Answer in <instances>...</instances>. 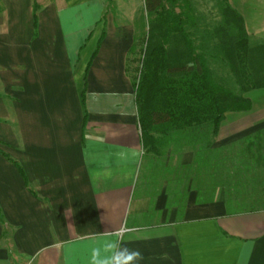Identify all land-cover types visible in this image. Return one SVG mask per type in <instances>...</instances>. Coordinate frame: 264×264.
I'll return each mask as SVG.
<instances>
[{
	"label": "crops",
	"instance_id": "crops-1",
	"mask_svg": "<svg viewBox=\"0 0 264 264\" xmlns=\"http://www.w3.org/2000/svg\"><path fill=\"white\" fill-rule=\"evenodd\" d=\"M228 3L249 47L264 45V0ZM109 13L106 0H0V264H89L121 228L138 264H264V207L230 210L246 196L204 179L199 146L177 133L147 152L135 28ZM244 95L252 109L227 113L218 155L264 135V88Z\"/></svg>",
	"mask_w": 264,
	"mask_h": 264
},
{
	"label": "trees",
	"instance_id": "trees-1",
	"mask_svg": "<svg viewBox=\"0 0 264 264\" xmlns=\"http://www.w3.org/2000/svg\"><path fill=\"white\" fill-rule=\"evenodd\" d=\"M184 1L183 8L187 10L190 3ZM223 1L224 27L221 30L224 32L229 28L235 34L227 35L226 42L221 43L222 61L239 84L238 92L215 79L208 59L198 52L186 29L189 15L184 10H176L177 0H145L153 22L143 51L139 78L133 80L147 152L158 150L160 139L155 133L164 136L177 133L179 140L186 138L190 144L199 146L201 160L209 170L212 159L223 150L212 146L227 113L251 110L252 101L244 94L264 88V45L249 47L242 15L228 0ZM244 143V151L254 153L255 163L264 167L263 133L259 131L246 137ZM220 172L229 175V167ZM235 190L240 191L237 185ZM228 206L230 210L241 211L260 208L230 200Z\"/></svg>",
	"mask_w": 264,
	"mask_h": 264
},
{
	"label": "rangeland",
	"instance_id": "rangeland-1",
	"mask_svg": "<svg viewBox=\"0 0 264 264\" xmlns=\"http://www.w3.org/2000/svg\"><path fill=\"white\" fill-rule=\"evenodd\" d=\"M188 1L190 8L185 10L183 8L185 1L177 0L176 10L178 12L184 10L189 15L186 29L194 39L198 52L208 56V65L211 67L215 79L238 92L239 84L221 59L223 57L221 43L226 42L227 35L235 34L229 28L224 32L221 30L224 27V1ZM106 2L110 11L109 15H113L112 17L116 23L121 22L120 20H129L135 28L133 48L128 57V68L130 76L138 80L144 56L143 51L146 47L153 17L147 11L145 0H106ZM119 7L123 8V10H116ZM126 11H128L129 15ZM225 148L222 155H217L216 158L212 159V169L209 173H204L203 178L207 179L209 175L210 184L224 179L229 186L228 189L231 193L230 198L232 201H241L244 199L243 196H246L243 200L245 202L242 201V203L252 204L260 208L264 207V167L256 165L253 157L254 153L248 154L244 151V139L231 142ZM225 167H229V175L227 173L221 175L220 171H225ZM238 172L240 174L236 175ZM235 184L240 191L235 190ZM251 195L252 197H249Z\"/></svg>",
	"mask_w": 264,
	"mask_h": 264
},
{
	"label": "clouds",
	"instance_id": "clouds-1",
	"mask_svg": "<svg viewBox=\"0 0 264 264\" xmlns=\"http://www.w3.org/2000/svg\"><path fill=\"white\" fill-rule=\"evenodd\" d=\"M121 228L113 235V239H106L99 246L91 249L89 264H138L143 260L139 249L122 246L123 233Z\"/></svg>",
	"mask_w": 264,
	"mask_h": 264
}]
</instances>
